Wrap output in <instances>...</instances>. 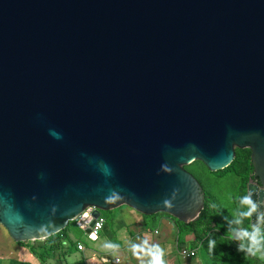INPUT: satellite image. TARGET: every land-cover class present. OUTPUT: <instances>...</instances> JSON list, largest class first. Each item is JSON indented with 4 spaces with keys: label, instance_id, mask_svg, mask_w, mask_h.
<instances>
[{
    "label": "water",
    "instance_id": "water-1",
    "mask_svg": "<svg viewBox=\"0 0 264 264\" xmlns=\"http://www.w3.org/2000/svg\"><path fill=\"white\" fill-rule=\"evenodd\" d=\"M237 148L262 226L264 0H0V225L15 241L90 231L122 205L191 222L206 191L186 165L218 171Z\"/></svg>",
    "mask_w": 264,
    "mask_h": 264
},
{
    "label": "crops",
    "instance_id": "crops-1",
    "mask_svg": "<svg viewBox=\"0 0 264 264\" xmlns=\"http://www.w3.org/2000/svg\"><path fill=\"white\" fill-rule=\"evenodd\" d=\"M118 208V211H120V216L118 217L117 215L119 222L124 221L125 216H129V218L138 219V222L133 219L132 223H146L145 227L139 228L137 232H130L127 236L125 235V240H122V236H119V234H117V241L110 240L107 239L108 235L106 240L103 239L100 248L86 245L87 249L85 251L78 250V240L74 241L71 238L72 234L69 228L67 230L68 239L65 241L64 246L60 250H51L50 253H46V259L34 253L30 245L21 244L10 235L3 236L0 244L2 247L0 264H150L152 257L147 250L154 245H159L163 251L165 264L169 262L166 259H170L172 254L179 255L178 250L182 247L198 248V254L194 258H184L183 264H205L200 254L202 241L198 232L183 233L174 217L170 214H166V216H160L159 214L151 216L141 212L136 213L123 205ZM106 225L107 220L103 230ZM251 226H253L252 221ZM253 227H259L264 234V220L262 226ZM121 232L119 228L118 233ZM172 233L173 235H171ZM38 241L40 242L41 240ZM145 241H147L146 245ZM33 243L35 241H31V244ZM116 258H120V261L117 262ZM255 260L257 263L262 262L260 259Z\"/></svg>",
    "mask_w": 264,
    "mask_h": 264
},
{
    "label": "trees",
    "instance_id": "trees-1",
    "mask_svg": "<svg viewBox=\"0 0 264 264\" xmlns=\"http://www.w3.org/2000/svg\"><path fill=\"white\" fill-rule=\"evenodd\" d=\"M245 150L248 151L246 160L243 157L244 155H242V152ZM250 154V149L237 148L234 161L228 167L218 170L220 173L234 171L242 179L241 193L236 198L237 209L235 215L227 209L220 207L215 196L206 192L205 206L197 219L191 222H183L174 217L183 233H199V238L202 241L200 254L205 264H264V259H261L259 254L252 256L241 250L242 244L247 247L246 240L236 239L241 230L252 231L253 229V226H251V216L242 215V213L248 211L249 205L241 203L242 198L247 196L246 184L253 170ZM198 162L204 164L202 161L196 160L186 165V168L192 171L193 166ZM155 215L157 214L151 216ZM69 228L70 223L65 229L45 240H41L40 242L36 240L33 244H31V241L20 243L30 245L34 253L46 259V253H50L51 250H60L64 246L65 241L68 239L67 230ZM261 235L264 236L262 231ZM210 242H214V244ZM255 259H260L262 262L257 263Z\"/></svg>",
    "mask_w": 264,
    "mask_h": 264
},
{
    "label": "rangeland",
    "instance_id": "rangeland-1",
    "mask_svg": "<svg viewBox=\"0 0 264 264\" xmlns=\"http://www.w3.org/2000/svg\"><path fill=\"white\" fill-rule=\"evenodd\" d=\"M243 149V148H242ZM249 149V148H244ZM242 155H244V159L246 160V157L248 155V151L245 150L242 152ZM200 181L202 184L204 190L206 192L212 194L215 196L216 201L220 205V207L227 209L232 214H236V198L241 193V185H242V179L241 177L234 171H228L224 173H220L218 171H211L207 166L202 164L201 162L195 163V165L192 168L191 171ZM126 208H129L131 210H134L136 213H140L139 211L129 207L128 205H123ZM119 208L112 209V210H103L102 214L107 219V225L103 231H101L99 240H93L89 238L86 231L79 225L76 224L75 221L70 222V229H71V238L75 241H83L88 247H100L103 239L106 240H114L117 241V234L119 236H122V240H125L124 236L127 234H130V232H137L139 231V228L145 227L146 223L144 224H138V223H132L133 219L135 222H138L137 218H129V216H125L124 221L119 222ZM128 210V209H127ZM160 216H166L167 213L159 212L156 213ZM118 215V217H117ZM120 226V227H119ZM119 228L121 229V233H118ZM9 233L7 229L0 225V244L3 240V236H8ZM173 235V233L171 234ZM169 239V236H168ZM236 239L238 237L236 236ZM71 240V239H70ZM2 247L0 245V253H1ZM183 259L180 255H174L170 256V259H166L169 262L167 264H183ZM142 261V260H139ZM83 264V263H82Z\"/></svg>",
    "mask_w": 264,
    "mask_h": 264
},
{
    "label": "clouds",
    "instance_id": "clouds-1",
    "mask_svg": "<svg viewBox=\"0 0 264 264\" xmlns=\"http://www.w3.org/2000/svg\"><path fill=\"white\" fill-rule=\"evenodd\" d=\"M242 204L249 205L247 212L242 213L244 216H251L252 213L256 210V204L251 200L250 195L245 196L241 200ZM239 239L246 240L247 247L244 244L241 245V250L245 251L247 254L252 256L260 255L261 259H264V236L261 235V230L259 227H253L252 231L246 229L241 230L238 234ZM145 245L147 241L144 242ZM214 244V242H210ZM148 254L151 255L152 259L150 264H165L163 260V251L160 249L159 245H154L148 250Z\"/></svg>",
    "mask_w": 264,
    "mask_h": 264
},
{
    "label": "built area",
    "instance_id": "built-area-1",
    "mask_svg": "<svg viewBox=\"0 0 264 264\" xmlns=\"http://www.w3.org/2000/svg\"><path fill=\"white\" fill-rule=\"evenodd\" d=\"M90 214H91V212H90ZM106 220H107L106 217L101 212V214L98 217L94 218L92 225L86 223L87 226L90 227V231H86V229L83 228L82 225L85 223V221H82L81 224H78L79 222H76V224L81 226L86 231L89 238H91L93 240H99L101 231L104 228ZM77 248L79 251H85L87 249V246L83 241H78L77 242ZM178 252L182 258L190 259V258H194L198 254V248L182 247L178 250ZM116 261L119 262L120 258H116Z\"/></svg>",
    "mask_w": 264,
    "mask_h": 264
}]
</instances>
